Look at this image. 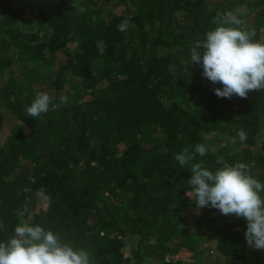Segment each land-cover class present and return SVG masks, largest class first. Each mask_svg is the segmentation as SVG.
<instances>
[{"label": "trees", "instance_id": "obj_1", "mask_svg": "<svg viewBox=\"0 0 264 264\" xmlns=\"http://www.w3.org/2000/svg\"><path fill=\"white\" fill-rule=\"evenodd\" d=\"M226 2L0 0L7 37L0 38V72L9 73L0 85V242L24 222L27 208L33 225L88 251L91 264H198L167 257L194 246L206 228L219 254L212 264H264V249L246 243L243 218L198 210L185 195L192 164L214 171L224 166L217 157L245 163L264 184V146H257L264 91L220 98L214 89L222 85L191 63V50L202 52L205 34L222 21L218 13L226 16ZM248 4L258 8V19L243 29L264 42V0ZM29 10L38 27L32 33L20 28ZM122 21L129 22L123 32ZM99 41L107 46L103 55ZM19 59L48 67L41 80L53 89L52 102L36 118L26 116V107L46 91L15 78L10 68ZM68 81L79 96L61 103ZM3 110L22 131L10 136ZM196 144L205 155L182 167L175 154L185 148L192 154Z\"/></svg>", "mask_w": 264, "mask_h": 264}, {"label": "clouds", "instance_id": "obj_2", "mask_svg": "<svg viewBox=\"0 0 264 264\" xmlns=\"http://www.w3.org/2000/svg\"><path fill=\"white\" fill-rule=\"evenodd\" d=\"M221 16L223 21L215 29L205 34L203 51L191 50V63L200 64L203 77L222 87L214 89L220 98L236 95L247 98L251 90L264 91V42L252 39L255 32L243 29L242 21L235 15ZM234 25V26H225ZM119 31H126L128 21H122ZM97 49L104 54L107 46L97 42ZM67 97L61 98L66 103ZM52 97L47 92H37L35 99L26 107V116L36 118L49 111ZM241 140H246L244 131L239 132ZM207 149L203 144H196L190 154L185 148L175 154V160L183 167L194 154L204 156ZM223 167L209 170L201 163L192 164L190 190L185 195L195 200L197 209L215 208L222 215H235L243 218L247 227L244 231L246 243L255 250L264 249V184L253 178L248 166L243 162L234 165L224 164L222 157H217ZM43 201L49 198L43 189L38 192ZM24 222L14 228V234L5 242H0V264H91L90 253L84 249H74L69 243L61 242V237L41 225H33L28 217L27 208L20 213Z\"/></svg>", "mask_w": 264, "mask_h": 264}, {"label": "rangeland", "instance_id": "obj_3", "mask_svg": "<svg viewBox=\"0 0 264 264\" xmlns=\"http://www.w3.org/2000/svg\"><path fill=\"white\" fill-rule=\"evenodd\" d=\"M249 0H227V12L226 16L229 15H235L237 16L241 21V27L244 28L246 25L253 24L257 21L258 17L256 16V12L258 8L250 7L249 6ZM33 11L29 10L27 14L24 16L23 21L20 23V28L26 32H34L37 30V25L34 23V17ZM223 21H219L217 23V26H219ZM216 26V27H217ZM225 26H234V25H225ZM0 38L3 40H6L7 37L3 35L2 28L0 24ZM261 40L264 41V27L261 28ZM11 50L7 51V54H10L11 56L14 55V52ZM13 70L14 76L17 80H21L23 78H27L32 80L34 86H36L38 89H41L43 91L53 93V89L51 87H47L45 82L41 80V76L43 78L46 77L47 69L43 63L37 61V62H29L25 59H19L14 60L13 65L11 68ZM8 69H5L0 72V85H2L5 81V78L8 76ZM71 82L65 83L64 90L60 95V98L67 97V101H72L74 98L79 96V93L76 92L74 89L71 88L72 84ZM4 112V121L7 125V130L11 134L10 136H13L15 134H18L20 131H22V126L18 124V122L15 120V118L10 115L7 111L3 110ZM264 128V123H263ZM24 129V128H23ZM214 139V135L207 134L205 136V141L207 143H211ZM264 146V136L261 135V137L258 139L257 146L260 145ZM2 147H4V144H1L0 142V154ZM189 198V197H188ZM190 202L193 201V199L189 198ZM192 211L197 212L196 208H192ZM177 242L176 238L172 239L171 244H174ZM219 254L217 253L216 249L214 248V240L211 237V229L206 228L205 232L196 235L195 237V244L192 247H185L180 246L176 252L170 254L167 258L173 259V260H184L187 262H197L198 264H212L213 261L218 258Z\"/></svg>", "mask_w": 264, "mask_h": 264}]
</instances>
